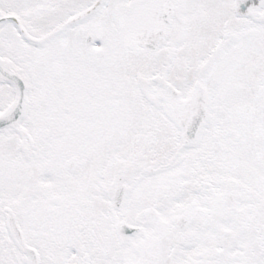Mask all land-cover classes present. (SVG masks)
I'll list each match as a JSON object with an SVG mask.
<instances>
[{
	"label": "snow or ice",
	"instance_id": "6c2138e0",
	"mask_svg": "<svg viewBox=\"0 0 264 264\" xmlns=\"http://www.w3.org/2000/svg\"><path fill=\"white\" fill-rule=\"evenodd\" d=\"M0 264H264V0H0Z\"/></svg>",
	"mask_w": 264,
	"mask_h": 264
}]
</instances>
